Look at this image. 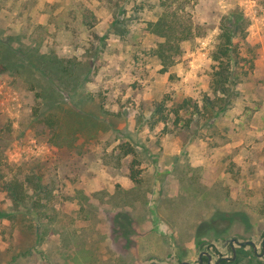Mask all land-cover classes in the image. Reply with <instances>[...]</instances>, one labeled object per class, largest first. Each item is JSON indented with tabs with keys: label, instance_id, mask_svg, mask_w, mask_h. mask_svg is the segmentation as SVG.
<instances>
[{
	"label": "rangeland",
	"instance_id": "obj_1",
	"mask_svg": "<svg viewBox=\"0 0 264 264\" xmlns=\"http://www.w3.org/2000/svg\"><path fill=\"white\" fill-rule=\"evenodd\" d=\"M234 238L256 250L220 264H264V0H0V264H215Z\"/></svg>",
	"mask_w": 264,
	"mask_h": 264
},
{
	"label": "trees",
	"instance_id": "obj_2",
	"mask_svg": "<svg viewBox=\"0 0 264 264\" xmlns=\"http://www.w3.org/2000/svg\"><path fill=\"white\" fill-rule=\"evenodd\" d=\"M166 18H160L156 23H152L151 25L154 27L153 31L158 33L160 36L164 37L165 40L160 42L158 46L152 49L153 55L158 56L164 63H170L172 61V57L178 53L179 46H176L172 43L171 38L174 36V29L172 25H168ZM177 52V53H176ZM56 67L59 68L57 65ZM157 112L161 111L159 107ZM132 178H136L132 176ZM8 189L12 193L13 200L15 204H21L22 201L26 198V192L22 187H16L15 185L9 184ZM252 248L253 245H250ZM258 258V256H255ZM222 263H229L228 261L224 260Z\"/></svg>",
	"mask_w": 264,
	"mask_h": 264
},
{
	"label": "water",
	"instance_id": "obj_3",
	"mask_svg": "<svg viewBox=\"0 0 264 264\" xmlns=\"http://www.w3.org/2000/svg\"><path fill=\"white\" fill-rule=\"evenodd\" d=\"M234 242H237V243L240 244V245L251 244V245L254 246V248H255V250H256V244H255V242L252 241V240H248V241H245V242H240L238 239L234 238V239L231 240V243H234ZM232 247H233V249L235 250V247H234L233 244H232ZM201 255H202V254H201ZM235 255H236V252L234 251V256H233V257H228V256H227V257H221L220 259H218V260L216 261L215 264H219V263H221L223 260H228V261L233 260V259L235 258ZM208 256H209V258H210V260H211V259H212V255H211V254H208ZM182 264H192V263L185 261V262H183Z\"/></svg>",
	"mask_w": 264,
	"mask_h": 264
},
{
	"label": "flooded vegetation",
	"instance_id": "obj_4",
	"mask_svg": "<svg viewBox=\"0 0 264 264\" xmlns=\"http://www.w3.org/2000/svg\"><path fill=\"white\" fill-rule=\"evenodd\" d=\"M232 244L234 245V243H231L230 244V249L232 250V256L231 257H233L234 256V251L236 252V248H235V250L233 249V247H232ZM235 247V246H234ZM254 247V246H253ZM202 254V255H201ZM200 255H199V259H198V262H199V264H204V262L206 261L207 262V264H211V260H210V258H209V256H208V254H211V253H209L208 251H203L202 253H201ZM212 255V254H211ZM236 257V256H235ZM212 258H213V256H212ZM221 258V257H220ZM219 258V259H220ZM235 259V258H234ZM233 259V260H234ZM233 260H230V261H228V260H226V261H228V262H231V261H233ZM224 261V260H223ZM222 261V262H223ZM221 262V263H222ZM216 263V262H215ZM220 264V263H219Z\"/></svg>",
	"mask_w": 264,
	"mask_h": 264
}]
</instances>
